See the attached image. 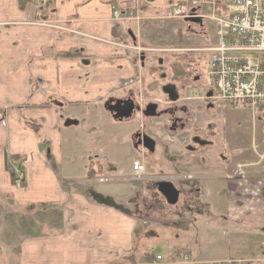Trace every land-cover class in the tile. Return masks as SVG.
<instances>
[{
    "label": "crops",
    "instance_id": "obj_1",
    "mask_svg": "<svg viewBox=\"0 0 264 264\" xmlns=\"http://www.w3.org/2000/svg\"><path fill=\"white\" fill-rule=\"evenodd\" d=\"M179 2L31 0L21 8L19 0H0V264H183V253L189 254L185 264H264V177L253 167L246 172L253 184L232 179L233 169L221 179L193 172L192 180H177L182 193L169 182L175 204L197 203L198 211L203 205L211 212L222 207L230 237L170 245L165 255L154 253L151 246L161 238L146 219L105 202L118 201L120 191L94 188L130 178L112 172L122 171L114 164L124 147L120 137L135 129L112 122L101 102L138 84L135 18L164 16ZM71 52L77 58L58 56ZM108 147L112 165L106 166L100 153ZM20 159L26 160L24 182L16 189L10 165ZM252 159L243 161L250 167ZM202 197L206 201L197 202Z\"/></svg>",
    "mask_w": 264,
    "mask_h": 264
},
{
    "label": "rangeland",
    "instance_id": "obj_2",
    "mask_svg": "<svg viewBox=\"0 0 264 264\" xmlns=\"http://www.w3.org/2000/svg\"><path fill=\"white\" fill-rule=\"evenodd\" d=\"M135 19L134 23L139 24L140 29V45L137 46L145 51L141 60L139 53L134 51V60L138 65L142 61L143 69L139 74L140 82L132 88L133 93L140 103L143 101L142 104H155L159 111L170 109L173 113L159 119H139L127 123V126L130 125L134 129L141 128L139 131L144 127V133L155 142L154 152L150 155L144 153V158H141L139 156L141 152L133 153L129 137L121 136L120 143L124 144V147L122 152L116 150L117 162L114 164L122 171L112 172V177L130 178H126L127 182L121 180L95 185L94 188L101 191H120L114 197L118 201L104 198L105 202L115 205L125 214L138 215L137 219L147 220L154 234L161 238L159 243L163 244L161 246L155 243L151 246L156 254L165 255L170 245L189 243L190 240L195 241L201 237L197 245L211 244L217 240L218 243H224L230 237L227 229L230 222L225 221L227 212L225 211V215L222 214L224 211L222 207L211 212L202 205L201 211H198L197 203L184 207L181 200L175 205H169L154 181L159 182L160 178L175 179L181 177L180 174L191 177L193 172H216L217 179H221L225 177L224 172L235 170L237 165L245 166V172H253L249 171V168L253 167L251 169L257 170L256 174L259 175L257 177L263 178L264 116H261L263 113L260 115L257 112L253 123L243 105L228 106L212 101L213 106L209 108L206 101L189 100L203 96L199 89L195 90L197 84L192 82L191 76L189 79L173 80L172 66L176 67L184 60L194 62L195 68L205 77L209 54L177 50L205 48L206 39L213 38V27L210 23L206 22V28L201 31L197 26L180 20H166L163 14L153 16L147 19L148 21ZM159 60L161 64H158ZM196 73H193V76ZM170 86L174 89L169 90ZM90 142L92 143L91 140ZM97 145L102 146L101 143ZM111 149L113 148H105L100 153V158L105 159L103 164L106 166L112 165L107 157V154L112 152ZM247 156L254 157L250 167L243 161ZM90 157L92 159V156ZM134 161H140L144 166L145 174L140 179H136L131 173ZM109 173L104 172V175L107 176ZM246 178V182L239 178L237 180L241 185L253 184L248 181L254 178L247 173ZM174 179L171 182H174L175 188L182 193V185L179 183L182 181L177 182ZM196 183L191 182L188 185L194 186ZM262 194L264 195V189ZM220 195H224V192ZM87 197L92 200L96 196L90 190ZM199 199H197L199 203L206 201L205 197ZM218 201L222 200L218 197ZM244 204L238 203L240 207ZM137 211L140 215L136 214ZM138 223L140 226L141 222Z\"/></svg>",
    "mask_w": 264,
    "mask_h": 264
},
{
    "label": "built area",
    "instance_id": "obj_3",
    "mask_svg": "<svg viewBox=\"0 0 264 264\" xmlns=\"http://www.w3.org/2000/svg\"><path fill=\"white\" fill-rule=\"evenodd\" d=\"M112 16L118 20L120 13L113 9ZM163 17L182 22L199 19L200 24H187L201 31L206 28V22L211 24L213 38L206 39L205 48L196 49L209 54L204 77L206 88L212 91L216 102L243 105L254 123L256 113L264 109V0H180L178 5L167 8ZM25 164L21 159L12 165L9 162L16 189L23 187ZM131 171L136 179L145 174L140 161L132 163ZM231 177L245 182V166L237 165ZM173 179L160 178L159 182L169 183ZM180 179L190 180L191 177H177L174 181ZM181 259L183 264L187 263L189 254L183 253ZM160 260L156 257V261Z\"/></svg>",
    "mask_w": 264,
    "mask_h": 264
},
{
    "label": "flooded vegetation",
    "instance_id": "obj_4",
    "mask_svg": "<svg viewBox=\"0 0 264 264\" xmlns=\"http://www.w3.org/2000/svg\"><path fill=\"white\" fill-rule=\"evenodd\" d=\"M196 49L199 48H192V49H184V50H177V52H196ZM133 51H137V53H139V58L140 60L143 59V52L145 50L139 48H135L133 47ZM194 64V62H192ZM192 63L187 62L186 60L182 61V63L179 65H177L175 68H171L172 70V78L174 79H182L183 78H188L189 77L192 79V82H194L195 84H197V89H199V92H201L203 94V96L200 97H195L193 98V100L191 98H189V100L191 101H206L208 103L207 107H212L213 106V102H216L214 99V94L212 93L211 90H208L206 88L205 85V79H204V75L201 74L200 71H198V69L195 68V64L191 65ZM158 64H161V60H159ZM173 67V66H172ZM139 68L143 69V64L142 61H140L139 64ZM177 69H180L178 72H180L179 75L175 74L174 71L177 72ZM141 72V71H140ZM196 73V75L193 76V73ZM138 82H140V78L138 79ZM131 85V84H130ZM169 90H173L174 88L172 86L169 87ZM127 92V93H126ZM123 92L120 95L117 96H109L108 98H106L103 102H101V106L102 109L104 110V112L108 115L109 119L112 122L115 123H119V124H127V123H133L136 122L135 120H139V119H159L161 117L164 116H168L169 114L173 113V110H162L159 111V107L155 104H142L143 101L138 100V98L136 97V95L133 93L132 88L128 89V91ZM210 94V97H208V95ZM177 99V97H176ZM174 99V100H176ZM124 103L126 102L127 104H117V103ZM172 102H176V101H172ZM155 105L156 106V110L154 111V116L151 117L149 116V114L151 113L150 110V106ZM125 106H133L132 108V112L130 115V118L128 119H122V120H115L114 116H118L120 114H124L125 111ZM158 108V109H157ZM112 110V111H110ZM137 125L139 123H136ZM141 129V128H139ZM139 129H135L134 131L131 132L130 136H129V142L131 144L132 147V151L134 152H141L140 153V157L144 158V153L145 154H152L154 152V148H155V142L152 138H150L149 135L144 133V127L142 130L139 131ZM150 142L153 143V151H150L149 149L151 148L150 146ZM136 154V153H135ZM157 182V181H155Z\"/></svg>",
    "mask_w": 264,
    "mask_h": 264
},
{
    "label": "water",
    "instance_id": "obj_5",
    "mask_svg": "<svg viewBox=\"0 0 264 264\" xmlns=\"http://www.w3.org/2000/svg\"><path fill=\"white\" fill-rule=\"evenodd\" d=\"M185 22H190V23H194V24H200V20L199 19H191L189 21H185ZM208 97H210V94L208 95ZM117 104H127L126 102L124 103H117ZM132 108L133 106H125V113L124 114H120L118 116H114V119L117 120H122V119H128L130 118L131 112H132ZM151 110H150V114L149 116L153 117L154 116V111L156 110V106L152 105L150 106ZM112 111V110H110ZM150 146L151 148L149 149L150 151H153V143L150 142ZM159 186V190L160 192L164 195V197L167 199V202L169 203V205H174L177 201V192L173 189L172 185L168 184V183H160L158 184Z\"/></svg>",
    "mask_w": 264,
    "mask_h": 264
},
{
    "label": "trees",
    "instance_id": "obj_6",
    "mask_svg": "<svg viewBox=\"0 0 264 264\" xmlns=\"http://www.w3.org/2000/svg\"><path fill=\"white\" fill-rule=\"evenodd\" d=\"M31 0H19V6L21 8H24L27 4L30 3ZM59 57H64V58H77L78 54L76 52H71V53H68V54H63V55H58ZM174 68V66H173ZM180 69H177V72H175V74L179 75L180 72H178Z\"/></svg>",
    "mask_w": 264,
    "mask_h": 264
},
{
    "label": "bare ground",
    "instance_id": "obj_7",
    "mask_svg": "<svg viewBox=\"0 0 264 264\" xmlns=\"http://www.w3.org/2000/svg\"><path fill=\"white\" fill-rule=\"evenodd\" d=\"M121 18V17H120ZM23 186V185H22Z\"/></svg>",
    "mask_w": 264,
    "mask_h": 264
}]
</instances>
